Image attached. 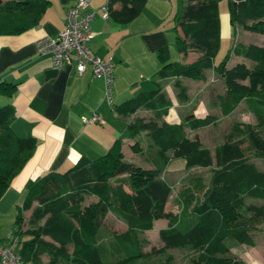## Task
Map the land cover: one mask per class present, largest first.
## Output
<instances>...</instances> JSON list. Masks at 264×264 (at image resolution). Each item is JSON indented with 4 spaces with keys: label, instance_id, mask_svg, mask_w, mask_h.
Here are the masks:
<instances>
[{
    "label": "trees",
    "instance_id": "trees-1",
    "mask_svg": "<svg viewBox=\"0 0 264 264\" xmlns=\"http://www.w3.org/2000/svg\"><path fill=\"white\" fill-rule=\"evenodd\" d=\"M146 1L107 0L108 17L119 23L130 22L141 13ZM219 2L183 0L177 17L180 32L175 37L176 47L184 55L194 50L199 56L190 63L173 62L169 61L167 48H162L158 53L162 63L158 74L163 78L185 76L200 80L206 70L212 69L225 87L224 93L216 96L221 114L231 113L245 101L255 115V123H236L230 135H240V140L217 146L213 160L199 137H188L186 129L210 125L214 116L187 115L176 124L158 122L171 105L163 95L157 96L158 91L126 100L120 110L123 114L140 107L153 111V118H136L128 124L133 136L145 131L157 148L153 168L124 161L122 138L118 137L96 159H80L65 172L28 181L15 230L17 235L23 233V212L32 208L30 228L24 232L30 238L23 240L18 249L26 264H41L42 254L49 256L48 264H133L169 248L186 247L196 251L189 264H245L227 253L238 244L253 245L248 231L264 222V205L246 202L264 197V170L251 161L256 157L264 163V47L236 43L215 64L221 40ZM47 4V0H0V33H20L35 26ZM115 4L119 7L115 8ZM230 23L264 34V0H234ZM232 54L252 60L253 66L239 62L228 67ZM14 88V84L0 81L1 93L10 95ZM178 98L186 99V87H179ZM14 118V108L0 104V197L36 146L33 136L20 137L15 133L11 125ZM137 146L138 142L133 147ZM168 151H172V157L184 158L187 169L213 166L210 185L202 195L188 190L180 195L184 205L178 214L165 210L170 187L161 174L169 159ZM122 173L125 175L120 177ZM87 196L96 200L85 204ZM108 212L123 220L127 229L114 233V250L105 256L102 240L107 228L102 220ZM157 219H166L170 225L159 231L163 245L144 251L141 234L152 229ZM68 244L73 245L71 252Z\"/></svg>",
    "mask_w": 264,
    "mask_h": 264
},
{
    "label": "crops",
    "instance_id": "crops-1",
    "mask_svg": "<svg viewBox=\"0 0 264 264\" xmlns=\"http://www.w3.org/2000/svg\"><path fill=\"white\" fill-rule=\"evenodd\" d=\"M106 1H89V8L94 11V17L90 23L92 36L87 45L93 53L102 57H111L114 77L112 105L103 99L102 81L93 77L89 66L82 73H77L75 58L72 57L71 62L64 68L57 69L52 66L49 55L38 54L36 51V42L40 38L56 37L62 30L65 24L66 9L73 3V0H47L46 9L41 13L39 22L35 26L20 33L7 31L0 33V81L15 85L10 95L0 92V104H10L14 108L15 118L11 125L18 136H33L36 139V146L31 157L0 197V246L13 244L18 251L19 244L30 238V235L24 232L30 228L29 218L32 208L23 212V218L20 221L23 233L15 234L17 215L26 196L28 181L49 173L65 172L80 159H96L106 153L118 137L122 138L121 149L124 161L146 169L153 168L157 148L145 131L133 136L128 128V124L136 118L145 120L153 118V111L140 107L133 113L123 114L120 110L126 100L141 93L158 91L157 96L163 95L162 97L171 103L168 113L158 122L163 120L170 124L179 123L187 115L194 117L212 115L215 117V121L210 125H215L223 117L233 113L239 106L227 115L221 114L220 108L216 104V96L223 94L225 87L223 81L212 69L206 70L204 79L196 80L194 85L184 83L182 77L185 76L167 78L159 76L158 71L162 66L158 57L159 50L167 48L169 61H173L170 59L171 49L173 46L176 47L175 37L177 32H180V29L177 28V17L180 13L175 15L176 0H147L141 13L127 23H119L108 16H103L102 6L106 4ZM181 3L182 10L183 0ZM114 7L118 8L119 5L115 4ZM230 13L231 11L220 14L219 11L221 39L223 36L229 35V26L232 25ZM11 28L10 25L9 29ZM239 42L233 39L229 49ZM177 52L181 58L186 60L182 63H190L199 56V52L194 50H189L185 55L178 50ZM233 56L239 55L232 54L229 60ZM180 86L186 87L184 101H180L178 98ZM153 87L154 89H151ZM207 87H209L208 95L205 97L202 94L197 98L199 91H204ZM242 102L247 107L246 102ZM212 108L219 110H211ZM214 111L216 112L214 113ZM246 111L252 113V119ZM92 113L98 114L100 122L83 123L82 116H89ZM242 114L244 118L247 116L250 121L233 122L224 129L223 133H219V137H222L220 143L216 144L212 150L206 148L213 160L217 146L225 141L237 142L240 140L237 135H230L236 123H255V115L251 110H242ZM198 129H186V133L190 138L197 135L202 144L200 136L196 133ZM136 142H138V146L134 148ZM246 145L244 142L243 146ZM167 154L169 159L161 174V178L170 187L165 210L178 214L184 205L180 195L184 194L185 190L197 196L202 195L210 185L213 166H196L187 169L185 159L180 158L182 161L178 162L179 166L173 168L171 165L175 161V157H172V151H168ZM254 158L256 157H253L251 161L260 170H264L263 160L258 158L262 162V165L258 166L253 161ZM177 168L184 172V177L177 183V188L173 190L169 177ZM203 171H205V175L200 174ZM208 174L209 177H207ZM124 175L125 173H122L119 176ZM88 198L89 201H87ZM262 199L264 197L261 199L249 198L246 202L254 206H261L264 204L257 205L254 200ZM95 200L94 196H87L85 204ZM35 205L36 202L32 207ZM249 214L251 215V213ZM109 216H112L116 223L118 222L117 225H111L106 221L105 218ZM102 223L107 228L103 230L102 241L104 242L105 256H108L115 247L114 233H123L127 229V225L110 212L104 216ZM261 225H264V222L255 224L248 231L253 245L242 243L232 246L227 256L245 264H264V245L258 246L257 241V236L261 232L264 237V228ZM169 226L166 219L154 221L152 229L141 234V237L145 239L143 250L150 251L151 249L145 250V246L153 244L151 242L160 244L157 248L161 247L163 241L159 237V231ZM45 239L49 240V237L46 236ZM72 249L73 245L68 244V252H71ZM170 249L176 248H169L166 251L169 252ZM194 254L196 255L195 250ZM48 261L49 256L42 254L41 264H48Z\"/></svg>",
    "mask_w": 264,
    "mask_h": 264
},
{
    "label": "built area",
    "instance_id": "built-area-1",
    "mask_svg": "<svg viewBox=\"0 0 264 264\" xmlns=\"http://www.w3.org/2000/svg\"><path fill=\"white\" fill-rule=\"evenodd\" d=\"M90 0H73L65 14V24L56 37L45 36L36 42L38 54L50 56L54 68L62 69L75 58V69L82 73L87 66L92 75L103 84V99L110 105L113 101V63L111 57H102L88 47L92 36L90 23L94 11L89 8ZM103 16L107 17L106 4L102 6ZM85 124L99 123L98 114L82 116ZM0 264H26L13 244L0 246Z\"/></svg>",
    "mask_w": 264,
    "mask_h": 264
},
{
    "label": "rangeland",
    "instance_id": "rangeland-1",
    "mask_svg": "<svg viewBox=\"0 0 264 264\" xmlns=\"http://www.w3.org/2000/svg\"><path fill=\"white\" fill-rule=\"evenodd\" d=\"M233 2H234V0H220V2H219L220 14L224 13V12L231 11ZM181 7H182L181 0H176L175 1V15H178L180 13ZM229 28H230L229 35L223 36L221 39L219 50H218V52L214 58L215 64L217 62H219L224 57V55L227 53L233 39H235V41H240V42H243L245 44L254 43V44H258V45H261L264 47V34L254 32V31H250V30H246L239 25H230ZM170 59L173 61H181V62L186 61L185 59L181 58L178 55V52H177V49L175 46H173L171 49ZM237 61L245 62L247 64V66H250V67L253 66V64H254V62L250 59H246V58L241 57V56H233L231 58V60H229L228 66L233 65ZM182 80L184 83H186L188 85H194L196 83V80L191 79L189 77H182ZM213 84H216V83L213 82ZM151 89H154V87ZM147 90H149V89H147ZM208 93H209V87H207V89H205L204 91L200 90L197 98L199 96H201L202 94H204L206 97V95H208ZM181 108H184V107H181ZM211 110H219V109L218 108H212ZM242 110H248L244 102H241L233 113H231L230 115H228L226 117H223L215 125H209L208 127L206 126V127L198 129L196 131V133H198V135L201 138L202 146L204 148L212 150L216 144H218L222 141V137H219V133H223V131L226 127H228L230 124H232L233 122H236V121H250V119H248L247 116H245L246 118H244V115L242 114ZM215 112L216 111H214V113ZM246 112H247V115L252 119V113H250L249 111H246ZM237 137L240 138V135H237ZM138 156H141V155L138 154ZM174 160L175 161L171 165L173 168L178 167L179 166L178 162L182 161V159H180V158H175ZM253 161L258 166L262 165L261 160L258 158H254ZM200 174L205 175V171L201 172ZM183 177H184V172L182 170H179V168H177V170L173 173V175H171L169 177L170 178L169 181L172 184L173 190H175L177 188L176 187L177 183H179L183 179ZM207 177H209V174ZM89 200L90 199L88 198L87 201H89ZM254 202L257 205H261V204H264V199L254 200ZM171 208H174V207L172 206ZM105 219L111 225H117V223H118V222L117 223L115 222V219L112 216H109L108 218H105ZM261 227L264 228V225H261ZM262 235H263V233L261 232V234H258V236H257L258 237L257 241L259 243L258 246L264 245V237ZM152 238H154V237H152ZM151 243H153V244H148L145 246V248H146L145 250H149V249H151V247L157 248L160 245V244H157L154 242H151ZM193 257H195L194 249H192V248H185V249L176 248L173 250L170 249L169 252L165 250L164 252H161V253L152 254L148 259L140 258V259L136 260L133 264H189L190 260ZM166 260H168V261L165 262Z\"/></svg>",
    "mask_w": 264,
    "mask_h": 264
}]
</instances>
